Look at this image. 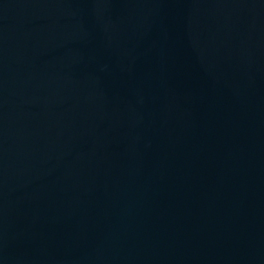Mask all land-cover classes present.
Segmentation results:
<instances>
[{"label":"water","instance_id":"obj_1","mask_svg":"<svg viewBox=\"0 0 264 264\" xmlns=\"http://www.w3.org/2000/svg\"><path fill=\"white\" fill-rule=\"evenodd\" d=\"M0 264H264V0H0Z\"/></svg>","mask_w":264,"mask_h":264}]
</instances>
